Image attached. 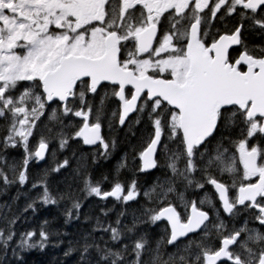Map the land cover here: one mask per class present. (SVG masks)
<instances>
[{
	"label": "snow or ice",
	"instance_id": "snow-or-ice-1",
	"mask_svg": "<svg viewBox=\"0 0 264 264\" xmlns=\"http://www.w3.org/2000/svg\"><path fill=\"white\" fill-rule=\"evenodd\" d=\"M47 248L264 264V0H0V264Z\"/></svg>",
	"mask_w": 264,
	"mask_h": 264
},
{
	"label": "trees",
	"instance_id": "trees-1",
	"mask_svg": "<svg viewBox=\"0 0 264 264\" xmlns=\"http://www.w3.org/2000/svg\"><path fill=\"white\" fill-rule=\"evenodd\" d=\"M15 193L13 192L12 195ZM26 264H62L64 257L60 249L47 248L25 253Z\"/></svg>",
	"mask_w": 264,
	"mask_h": 264
}]
</instances>
